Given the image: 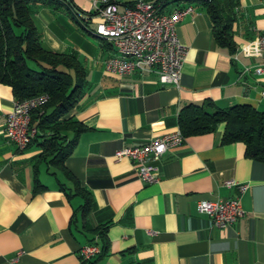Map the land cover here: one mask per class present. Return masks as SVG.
I'll return each instance as SVG.
<instances>
[{
  "label": "crops",
  "instance_id": "crops-1",
  "mask_svg": "<svg viewBox=\"0 0 264 264\" xmlns=\"http://www.w3.org/2000/svg\"><path fill=\"white\" fill-rule=\"evenodd\" d=\"M137 1L115 0L120 11ZM164 1L166 14L192 8L177 28L187 48L177 86L161 84L150 72L107 74L115 51L91 33L99 19L89 16V0L30 5L41 46L74 54L84 70L83 95L65 119L86 130L64 162L67 173L39 159L38 142L17 150L4 131L15 98L0 83V264H82L80 248L102 229L104 253L84 264H264V164L248 158L243 144L222 143L223 124L167 151L154 184L137 179L128 158L114 157L175 132L188 105H247L264 113V75L252 71L262 61L255 42L264 30V0H238L233 54L216 45L200 3ZM230 180L247 186L239 194L245 214L230 227H211L197 203L237 195L223 185ZM77 186L92 198L88 212Z\"/></svg>",
  "mask_w": 264,
  "mask_h": 264
},
{
  "label": "trees",
  "instance_id": "trees-1",
  "mask_svg": "<svg viewBox=\"0 0 264 264\" xmlns=\"http://www.w3.org/2000/svg\"><path fill=\"white\" fill-rule=\"evenodd\" d=\"M153 1L160 2L165 13L166 1ZM191 1L200 3L207 10L216 45L233 54V10L238 0ZM36 2L72 5L70 0H0V83L11 88L16 101L40 94L49 96L45 106L31 113L30 125L35 127L36 134L28 147L38 142L41 148L39 159L67 173L64 162L72 155L77 137L86 128L65 117L83 95L85 73L74 54H58L41 46L30 12V5ZM95 15L93 12L89 16ZM219 124L224 126L222 143H241L248 158L264 164L263 112L247 105L218 108L206 101L200 105H188L178 115V127L185 138L214 132ZM68 132L74 135L70 140L67 139ZM73 181L77 185V181ZM40 187L36 185L37 189ZM78 194L84 200L83 212L91 210L90 194L83 190H78ZM94 231L97 236L88 245L98 246V239L103 240L105 230ZM102 252L104 250L100 249L97 257Z\"/></svg>",
  "mask_w": 264,
  "mask_h": 264
},
{
  "label": "built area",
  "instance_id": "built-area-1",
  "mask_svg": "<svg viewBox=\"0 0 264 264\" xmlns=\"http://www.w3.org/2000/svg\"><path fill=\"white\" fill-rule=\"evenodd\" d=\"M92 10L99 19L91 32L109 43L115 55L105 63V72L116 77L132 74L154 73L163 85L179 84L187 48L182 44L177 28L192 8H178L169 14L162 12V4L153 0L133 3L120 11L115 0H89ZM89 30V29H88ZM255 49L262 58L253 74L264 75V30L257 36ZM264 96V93H263ZM47 94L13 103L6 116L4 127L6 138L17 150H25L36 134L30 125L31 113L45 106ZM185 137L180 129L144 144L123 148L114 155L115 159L128 158L134 164L136 178L145 184L159 181L158 160L169 150L181 146ZM224 187L236 188L238 194L232 198L201 200L197 203L199 213L205 215L210 226L224 229L234 225L245 212L239 194L246 185L233 180L224 182ZM100 254L97 245H86L79 250L81 263H89Z\"/></svg>",
  "mask_w": 264,
  "mask_h": 264
},
{
  "label": "rangeland",
  "instance_id": "rangeland-1",
  "mask_svg": "<svg viewBox=\"0 0 264 264\" xmlns=\"http://www.w3.org/2000/svg\"><path fill=\"white\" fill-rule=\"evenodd\" d=\"M82 29V28H81ZM82 31L85 33V34H88V32L87 31H85V30H83L82 29ZM89 35V34H88ZM91 36V35H90ZM30 65H31V63H29Z\"/></svg>",
  "mask_w": 264,
  "mask_h": 264
}]
</instances>
